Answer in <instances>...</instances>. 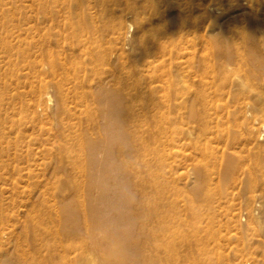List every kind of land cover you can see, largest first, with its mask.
I'll list each match as a JSON object with an SVG mask.
<instances>
[{
	"label": "bare ground",
	"instance_id": "obj_1",
	"mask_svg": "<svg viewBox=\"0 0 264 264\" xmlns=\"http://www.w3.org/2000/svg\"><path fill=\"white\" fill-rule=\"evenodd\" d=\"M30 1L34 51L47 55L35 60L42 77L32 104L45 94L61 116L42 141L58 140L61 160L70 144H87L92 182L90 192L34 204L19 230L0 227V264H242V249L220 234L207 209L223 204L240 176L264 183V0H237L234 12L217 6L220 16L204 0ZM5 4L0 17L10 18L16 9ZM127 17L138 29L129 39ZM107 33L123 40L113 49L116 61L133 56L136 64L121 77L111 67L89 84L87 70L111 59L97 45ZM81 54L90 65H67ZM90 97L106 122L103 134L82 139L68 119L87 110ZM185 166L188 173L179 171ZM169 182L183 203L168 195ZM258 208L252 222L264 234V202Z\"/></svg>",
	"mask_w": 264,
	"mask_h": 264
},
{
	"label": "rangeland",
	"instance_id": "obj_2",
	"mask_svg": "<svg viewBox=\"0 0 264 264\" xmlns=\"http://www.w3.org/2000/svg\"><path fill=\"white\" fill-rule=\"evenodd\" d=\"M5 1L7 2L5 6H13L16 9V13L10 18L0 17V37H2L0 39V78L2 79L0 90L5 92L4 99H2L6 102L2 104L0 98V108H2L0 112V140H2L0 146V227L4 228V231H9L12 228L19 230L20 220L26 218V211L34 204L39 207L40 204L43 205L44 202L63 194L90 192L88 186L92 181H89L91 169L88 162L87 144H70L61 160L58 157L60 154L58 140L42 141V139L51 137L52 132L59 129L58 120L61 117L60 113L52 111L50 101L45 94L39 99L35 98L32 104V90L34 85L38 84L37 76L42 75H37L39 72L34 68L35 60L45 62L47 55L42 49L38 53L34 51L35 34L32 29L31 1L0 0L3 3ZM204 1L214 6L210 12L217 16H220L225 8L229 12L237 8V0ZM162 5L159 4L160 9L165 7ZM122 6L124 7V3L121 2L114 5L117 14L121 13ZM217 6L223 9L216 10ZM195 13L198 14L196 7ZM234 15L240 17L237 13ZM223 22L226 27L229 17L224 18ZM130 23L133 25L129 28L130 36L127 39L138 31L133 18L127 17V24ZM236 25H239V22L233 23L230 28ZM3 41L12 43L15 48L11 51L5 50ZM122 42L123 40H117L113 33H107L101 37L97 45L102 52L111 54L113 49L119 47ZM67 59L69 67L81 64L90 65L88 57L82 54ZM115 61L116 55L113 52L109 61H99L94 70L88 69V83L95 85L111 67H115L117 75L121 77L135 66L137 60L130 56L125 63L120 60ZM43 76H45L44 73ZM76 100L81 101L80 97ZM84 104L88 105V111L85 108L81 113L68 119L72 131L78 132L74 133V136L80 137L84 134L83 139L86 136L97 137L103 134V124L106 120L97 110V98L90 97V100ZM123 119L129 128L127 114L123 115ZM3 134L4 137H2ZM18 136L22 139L17 146H14L10 140H15ZM119 147L121 145L117 144L115 149ZM126 150L131 152L132 148L129 147ZM152 155L146 158L153 157ZM78 156L81 157L80 164L68 163ZM128 158L129 154H126L125 159ZM161 171L160 168L155 169L153 174L158 175ZM179 171L188 173L186 166L180 168ZM160 179L161 184L164 185L166 179L162 177ZM76 185H81L82 188L77 190ZM177 185L180 188L183 183ZM233 185V188H229V197L223 204L207 210L214 215V226L220 230V234L231 242V245L242 249L240 253L242 264H264V234L262 228L252 222L253 218L261 213L258 204L264 202V183L260 177L243 175L237 178ZM168 186L171 190L168 195L171 199H177L174 189L176 182H169ZM197 197L199 198L200 195ZM177 201L183 203L180 196ZM229 202L233 204L231 208L226 206ZM249 202L253 205L249 206ZM203 213L206 214V211Z\"/></svg>",
	"mask_w": 264,
	"mask_h": 264
}]
</instances>
